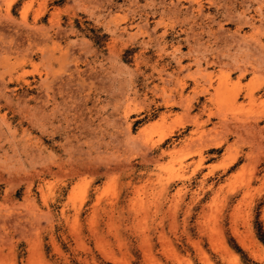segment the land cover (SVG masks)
Segmentation results:
<instances>
[{
  "label": "rangeland",
  "instance_id": "rangeland-1",
  "mask_svg": "<svg viewBox=\"0 0 264 264\" xmlns=\"http://www.w3.org/2000/svg\"><path fill=\"white\" fill-rule=\"evenodd\" d=\"M0 264H264V0H0Z\"/></svg>",
  "mask_w": 264,
  "mask_h": 264
}]
</instances>
